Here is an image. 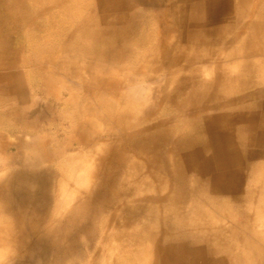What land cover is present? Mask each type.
Listing matches in <instances>:
<instances>
[{
	"label": "rangeland",
	"instance_id": "obj_1",
	"mask_svg": "<svg viewBox=\"0 0 264 264\" xmlns=\"http://www.w3.org/2000/svg\"><path fill=\"white\" fill-rule=\"evenodd\" d=\"M58 1L61 0H2L3 4L0 1V39L5 43L3 47L6 50H0V68H11L13 72L23 74L27 89L26 106L0 96V176L3 179L10 176L20 178L13 191L16 194L11 207L13 211L10 212V206L0 197V229L8 226L13 230L11 241L7 239L3 243L6 247L0 246L8 252L0 259V264H264V241H252V236L246 232L247 227L252 230L254 226L255 232L264 228V15L260 29L245 30L242 39L235 37L239 33L238 24L233 28L220 23L219 27L222 28L218 32L221 42L212 49V53L220 55L213 60L216 64H207L210 67L203 75L212 80L218 71L222 78L216 90L229 97H253L245 103L241 113L253 119L243 126L249 129L250 123H253L251 126H255V132L248 136L240 130L242 124L232 125L229 144L232 149L218 146L224 149L222 158L219 156V160L210 162L211 167L204 169L202 162L216 156V146L211 150L206 148L211 138L201 133L202 125L187 130L182 120L175 122L176 112L171 105H166L161 108L160 119L174 123L159 132L163 143L157 144L155 165L147 164L145 167L136 158L135 153H140L138 145L134 143L135 146L132 144V148H129L121 140L122 119L116 123L111 120V114L116 119L121 116L125 119L124 104L118 102L113 105L106 91H97L94 96L78 92V95L84 96L86 108L77 110L67 100L70 98L67 92L49 90L43 78L31 67H24L23 62L29 64L32 56L45 48L59 54L65 45L70 50L79 48L81 54L88 56L86 61L89 64L98 62L100 66L102 63L98 68L104 77H108L109 72H116L118 68H134L149 50L157 46L159 32L167 20H160L153 9L135 0H116L113 13L123 15L129 20L128 25L136 27L129 37L112 38L106 35L94 42L66 22L65 15L58 11ZM62 1L68 6H83V11L87 9L86 0ZM232 1L236 3L239 0ZM157 2L181 6L183 13L175 17L179 22V32L185 35L191 19L189 6L193 0ZM250 3H253L252 0ZM260 7H263L264 13V1ZM204 10L205 14L201 16L203 21L215 17L212 14L215 9L211 6H206ZM32 17H39L35 28L28 23ZM212 29L214 31L215 27ZM92 32L99 33L95 28ZM180 40L181 46L187 43L186 38ZM112 42L117 45V54L124 56V62L116 66L107 52V45ZM183 48H187V53L192 57L207 53V47L200 43L192 42ZM6 60L10 63L7 64ZM222 68L226 73H222ZM147 71L151 73L149 69ZM186 74L191 73L183 75ZM120 77L123 78L121 74ZM163 78L162 81L165 80ZM68 81L73 83L72 80ZM146 85L145 90L150 93L151 84ZM180 86L177 83L168 89L173 91ZM183 99L184 96L179 95L175 101L181 103ZM11 103L15 106L10 112ZM178 132H183V135L176 143ZM78 135L95 137L94 141H99V145H71ZM109 136H112V140L105 146L104 142L109 140ZM98 137H102V140ZM223 140L222 136L214 139L217 145ZM22 141L27 145L34 141L38 145L47 142V148L51 151L59 146L67 147L71 151L69 154L73 152L74 158L81 159V165L92 166L89 167L91 187L78 188L68 177V169L62 166L61 161L45 160L39 175L29 174L21 164L33 159L29 151L18 152L17 145L19 148ZM96 145V148L104 146L103 151H96ZM169 149L173 152L167 154ZM191 154L195 155L194 159L190 157ZM144 155L147 163L152 161L153 154L144 152ZM166 157L170 159L171 167L165 165ZM81 169L79 172L83 171ZM44 172L50 178L44 180L47 188L51 186L49 191L42 188L41 179L45 177L41 174L45 175ZM223 174H238L242 181L235 189L230 188L221 182ZM63 183L70 184L72 190L82 189V195L90 193L91 201L80 209L77 216L65 217L66 226L48 233L44 230V220L56 211ZM32 184L35 186L29 188ZM145 196H155L157 201L145 202L142 200ZM47 213L51 215L48 214L46 218ZM18 214L26 217L25 228L15 217ZM246 240L250 247H246ZM258 248L262 250L260 255L251 253Z\"/></svg>",
	"mask_w": 264,
	"mask_h": 264
},
{
	"label": "bare ground",
	"instance_id": "obj_2",
	"mask_svg": "<svg viewBox=\"0 0 264 264\" xmlns=\"http://www.w3.org/2000/svg\"><path fill=\"white\" fill-rule=\"evenodd\" d=\"M0 1L2 2V0ZM135 1L142 5H146L148 8L153 9L155 11V14L159 16L160 20L167 21L165 22L164 27L159 32V44L149 50V52H147V54L142 57V59L136 64L134 68L124 66L118 68L116 72H109V76L104 77L103 72L98 68L102 66V63L100 66H98V62L89 64L86 61V58L88 56L85 54H81L79 48L70 50V48H67V46L65 45H63V47L60 49L61 53L59 54H57L55 51L47 50L48 48H45L46 50H43L42 52L32 56L29 64L23 62L24 67H31L34 71H36L48 84L49 90L54 92H67V94H69L70 96V98L67 100H69V103H73L77 110H83V108H86L82 98L84 96L81 97L80 95H78V92H85V94L87 93L88 96H94L97 91H106V93L110 95V102L113 105L117 104L118 102L124 104L126 108L124 112L126 113L125 119H123L122 116L121 118L116 119L111 114V120L116 123L117 121L122 119L124 123L123 125H120L122 127L121 131L123 135L121 140L122 142L127 144L129 148H132V144L134 145V143L138 145L137 149L138 151H140V153H135L136 158L143 162L145 164V167L147 166V164H150L153 167L155 165L157 157L154 156V153L156 151L157 144L163 143L162 137L160 136L159 132L165 126H171V124L174 123H170L167 120H161L159 116L162 107L171 105V107L177 114V120H175V122H180L182 120L185 123L187 130L194 128L198 124H201V133L211 138V143L206 144V148L211 150L213 149V146H216L214 148V150H217L216 156L214 155L215 157L213 159L211 158L212 160L205 159L202 162L203 168L208 169L209 167H211V161L213 162L214 160H219V156H223L222 152H224V149H219L218 146L222 145L223 147L226 146L229 149H232L229 145L231 142L230 140L232 139V125L242 124L240 130L243 133H246V135L248 136L252 132H255V126H251V124L253 123H250L249 129L243 126V124H248L247 121H252L253 119H249V116H247L243 112L241 113V111L245 109V103H247V101L251 97H247L245 99H243L242 97H229L228 95H225L224 92L216 90V86H218L217 84L222 78V76L220 75L221 73L218 71L214 73L212 80H208L203 77L204 73L208 72L207 70L210 67V65L207 64H216L213 60L215 57H219L220 55L219 53H212V49H214L215 46L221 42V37L219 36L220 32L218 31L222 28V26L219 27V25L223 22L225 26L228 27L230 25L231 27L235 28L238 24L239 33L235 35V37L236 39H242V34L243 32H245V30H257L260 29V26L263 24L261 18H263L264 13L263 7H260V4L264 0H252L253 3H250L251 0H239L236 3H234L232 0H193V2L189 6L191 19L189 21L188 28L186 29V33H184L185 35L181 34L177 27L178 20L176 22L177 17H175V15L183 13L180 8L181 6H179L177 3H170L169 5H165L161 3L158 4L157 0ZM86 2H88L86 11H83V6H81L80 8H77L74 5L68 6L62 0L56 2V5H58V11L62 12L65 15L66 22L73 25V27H75L77 31L82 32L84 35H86L87 38L90 37V41L95 42L96 39L101 40L106 35L112 38L131 36V33L136 26H132V24L128 25L129 20L123 15H116L115 13H113L112 7L117 4L116 0H86ZM208 5L215 9V11L212 13L215 17L213 19L209 18L207 21H203L201 16L205 14L204 9ZM249 5L251 6V9L249 8ZM87 12H89V14L86 15V17L85 14ZM38 18L39 17H32L29 19L28 23L30 24V26H32V28H35ZM235 19L238 21H236ZM136 24L138 25L139 23ZM213 27H215L214 31L212 29ZM94 28L97 29L99 33L95 34L94 32H92V29ZM201 32H205L206 35ZM91 33L93 34V37ZM181 38H186L187 43H184L183 46H190V43L192 42L200 43L201 46L207 47V53L192 57L191 54L187 53V48H183V46H181ZM4 44L5 43L2 42V39H0V50L2 52L6 51L3 47ZM116 51L117 45L115 42L107 45L108 56L113 62L112 64H115V66L124 62V56H121V54H117ZM5 55L7 56V52H5ZM229 56L230 55H228L227 57ZM119 60L121 61L119 62ZM6 63L9 64L10 61L6 60ZM148 69L151 71V73L147 71ZM223 71H225V69L222 68V73ZM184 73L191 74L183 75ZM120 74L123 76V78L120 77ZM163 77H165L164 81H162V79H164ZM68 80H72L73 83L69 82ZM147 83H150V86L152 87L149 88L151 91L150 93L145 90V86H147ZM177 83L181 86L173 89V91L171 89H168L170 85L172 86ZM26 93L27 89L23 81V74H20L19 72H13L11 68H0V96L9 97L11 98V100H16L17 102H20L21 104H24V106H26ZM179 95L184 96V99L181 103L175 101ZM9 106V111L11 112L15 104L11 103L9 104ZM182 133L183 132L177 133L178 138L176 140V143L178 139H180V136L183 135ZM17 135L20 136L19 133ZM65 135L67 134H64V136ZM219 136H222L224 140L222 143L217 145L215 144V142L217 141H214V139L219 138ZM94 138L95 137L87 138L82 135H78V137H76V140L72 142L71 145L77 144L80 147H90V145L93 143L99 145V141H94ZM20 139L23 138L20 137ZM111 140L112 136H109V140L104 142L105 146H107L108 141ZM118 141H120L119 137ZM20 143L21 144L19 145V148L17 145L18 152L23 153L25 152V150L29 151L33 159V161H24L25 163L21 164L22 167L29 172V174L39 175L41 172L40 169L44 168L43 161L45 160L61 161V164H63L62 166L68 169V177L71 179V181H74L76 183L75 185H77L78 188L81 187L82 189H87L90 186V179L92 178V176H89V167L92 166L90 164H84V166L81 165V159L77 160L76 158H74L72 156L73 152L69 154L70 150L68 151L67 147L59 146L55 151H51L47 148V142L39 145L36 141L32 142V144L30 145H27V142L25 141H22ZM97 145L94 147V149L98 152H102L104 146L101 145L99 148H96ZM38 146L40 147L41 152L39 151ZM123 146L125 145L123 144ZM126 151L127 150H125V152ZM144 152H146V154H153L151 156V162L147 163L146 158L144 157ZM172 152V149H169L167 154H170ZM192 154L190 157L194 159L195 155ZM237 154L235 156H237ZM26 156L24 158L25 160H27ZM100 160H102V158ZM165 165L167 167H171V161L168 157L165 158ZM81 167L83 171L79 172ZM238 174H235L234 176H231V174L229 176L228 174H223L220 180L230 188L232 187L235 189L237 187V184L242 181V177L237 176ZM46 175L47 174H41V176L45 177L41 179V183L42 188L45 187L44 190L49 191V188L51 186L47 188V186H45L46 181L44 180H50V178H47ZM19 180L20 178L16 176H10L5 179H3V176H0V197L6 204L10 206V212L13 211L11 207L16 198V194L13 193V191L16 189V183ZM25 182L27 184V181ZM34 186L35 184H32L29 188H33ZM82 189L72 190L70 184H62L59 190L58 196L60 197V200L59 202L57 201L56 211L52 215L50 213H47L46 218L49 216L48 214H50L51 217L47 219L45 218V223H42L43 226L45 225L44 230L46 232L49 233L53 231H59V229H61L63 225L66 226L64 224L65 217L71 218V215L77 216L80 213V209H82L83 206L91 201V194L85 193L82 195ZM78 194L80 195L79 197L77 196ZM142 200L145 202H156L157 198L155 196H145L144 198H142ZM67 213L69 217L68 215H66ZM15 217L18 219L19 224L22 225L23 228H25L26 217L20 214H18V216L16 215ZM253 217L254 216L250 218L253 219ZM72 220L74 221V219ZM256 220L257 218L255 219V221ZM32 225L35 224L33 223ZM247 228L248 229L246 232L252 236L250 237V239L253 238L252 241H254L255 239H258V242L264 241V228L263 231L258 232H255L254 226L252 230L250 227ZM11 232H13V230L8 226H5L2 230L0 229V246L3 245L4 247H6V245L3 243L7 239L11 241L13 236ZM33 232H35V230H33ZM223 232H225V230ZM51 236H53V234ZM248 236L249 235H247V237ZM245 244L246 247L249 246L247 240L245 241ZM261 249H255L251 253L260 255L262 253ZM6 253L8 252L0 248V259H2Z\"/></svg>",
	"mask_w": 264,
	"mask_h": 264
}]
</instances>
